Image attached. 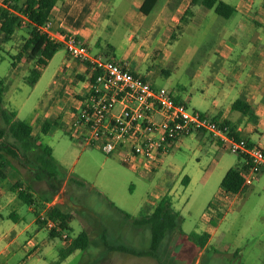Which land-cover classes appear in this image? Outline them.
Wrapping results in <instances>:
<instances>
[{
    "label": "rangeland",
    "instance_id": "374dc122",
    "mask_svg": "<svg viewBox=\"0 0 264 264\" xmlns=\"http://www.w3.org/2000/svg\"><path fill=\"white\" fill-rule=\"evenodd\" d=\"M180 1L172 0L169 7ZM224 1L236 7L240 6V2L250 7V13H242L243 10L238 9L236 17H245L253 24V19L263 16V0ZM117 2L113 18L110 19L114 29L103 38H110L117 46L115 55L120 58L126 54L127 45L122 40L130 29L124 21L119 22V13L129 5V1ZM115 23H118L116 28ZM232 25L212 8L189 3V8L179 19L176 37L165 44L168 54L144 60L139 71L146 73L156 85L180 87L184 90L180 89L179 92L197 95L200 88H205L214 79L215 70L211 64L214 49ZM253 27L263 28L258 25ZM29 30L27 22L23 23L7 41H3L0 33L3 106L18 113L19 119L33 125V134H39V141L51 148V158L58 164L59 173L55 181L59 186L55 193H50L44 178L32 184L36 191L33 200L37 217L44 214L47 200L52 199L56 203L61 198L65 203L60 207L70 211L72 216L69 229L62 232L68 234L67 238L61 234L50 236L45 225L37 227L33 221L35 213L29 204L18 197L10 204L1 202L0 223L4 229H10L18 221L9 216L10 213L19 217L22 225H31L22 235L13 237L7 251L0 255V264H56L65 243L68 244L83 230L88 232V247L76 249L58 264H264V173L257 175L249 186L233 193L229 201H223L225 193L220 186L223 172L218 173V167L223 163L238 166L243 158L229 150L217 149L208 139H197L195 131L181 137V144L164 155L153 172L136 171L122 163L118 154L107 155L98 147L82 144L72 136L67 124L69 108L73 104L70 100L72 82L67 73L71 71L67 68L61 71L67 59L73 63H76V59L68 56L61 46L40 68V76L32 84L28 78L34 61L27 62L22 56L24 61L13 68V60L15 63L19 60L14 56L28 37ZM260 34L264 37V29ZM90 47L91 54L95 55L99 48L92 43ZM134 57L136 61H141L139 56ZM232 73L218 74L227 82L234 77ZM73 78L78 79L77 76ZM214 81L218 88V80ZM51 99L56 101L52 110L47 106ZM189 107L193 108L191 105ZM43 119H51V127L46 132L40 131ZM3 141H14L7 129L0 137V142ZM5 166L8 167L7 171L27 168V172L34 175V170L30 169L32 165L18 156L8 155ZM184 175L191 178L189 183H181ZM6 182L3 186H6ZM170 183H174L171 206L178 213L179 226L177 231H170L164 238L157 250L158 255H133L110 249V245L118 244L137 249L148 248L149 227H137L132 221L144 215L147 206L150 213L154 207L152 205ZM60 188L63 191L58 196L56 193ZM123 212L130 217L125 218ZM209 217L218 219L212 241L201 247L192 239H187L185 234L203 233L200 227L207 224ZM217 217L223 218L219 220ZM30 238L39 248L33 254V246L27 242Z\"/></svg>",
    "mask_w": 264,
    "mask_h": 264
},
{
    "label": "crops",
    "instance_id": "0c3cea01",
    "mask_svg": "<svg viewBox=\"0 0 264 264\" xmlns=\"http://www.w3.org/2000/svg\"><path fill=\"white\" fill-rule=\"evenodd\" d=\"M5 1L7 0H0V4ZM117 1L119 0H57L51 8L49 15V20H51V31L53 33L62 31L75 33L79 38L87 42L90 53L92 52L90 47L92 43L99 48L96 54L111 57L119 61L127 60L135 72L149 80L146 73H141L139 71L142 62L144 60L147 61L149 58L157 59L168 54L169 51L165 49V44L176 37L178 32L176 28L179 24V19L189 8L190 0H181L180 3H175L171 8L169 7V3L172 0H157L148 14H143L139 10L143 0H128L129 5L119 13V22L124 21L128 24L130 29L128 35L122 40V43L127 45L126 54L120 58H117L115 55V52L118 50L117 46L112 43L110 38H103L105 34L114 29L111 26L110 19L113 18L118 3ZM184 2L186 3L184 4ZM238 9L240 11L243 10L241 11L242 13L251 12L250 7L244 6L240 2V6H234L233 13L228 18H225L227 21L233 23V27H230V29L227 28L225 36L217 42V46L214 49L211 64L212 69L215 70V76L214 79L210 81V84H207L205 88H200V92L197 95L190 92H179L180 89L184 90V88L180 87L170 86V88H167L176 100L183 101L189 106L191 105L194 109L207 114L213 119L227 122L231 125L233 132L237 136L243 137L247 139L248 142L264 148V41H262L264 37L260 34L261 29H264V3L261 8L263 16L260 19H253L254 24L249 22L245 17H236ZM191 13L193 14L194 12L192 11ZM190 18L191 17L188 19ZM255 25L263 26V28L253 27ZM117 26L118 23H115V28ZM174 32L175 35H173ZM134 55L139 56L141 61H136L137 58H135ZM14 61L15 60H13V62ZM23 61V57H21L16 63L14 62L15 66L13 68H15L19 62ZM65 68L71 71L67 73L69 81L72 82L71 84L73 85L76 83V80L73 78L74 76H77L79 80H83L86 77L87 68L78 60H76V63H73L67 59L61 71ZM230 71H233L232 75L234 77L224 82L218 73L225 74ZM197 77L198 73L194 75V79L196 80ZM214 80H218V88ZM76 84L79 85L78 81ZM76 92V89L71 90L72 94ZM236 99L244 101L248 105L249 110L243 113L238 109L232 108V103ZM55 103V99L49 100L47 106L49 105L50 110H52L53 104ZM72 108L71 105L69 111ZM49 116L50 115L44 117L46 118ZM16 118H18V113L16 114ZM48 121L51 127V119H48ZM196 137L199 140L208 139L217 149L227 150L221 147L220 142L209 133L196 132ZM182 139L183 138L178 141L176 146L181 144ZM237 155L243 158L240 165L234 166L223 163L218 167V173L223 172L222 177L231 167L237 168L241 172L245 170L246 162L244 157L240 154ZM219 160L220 159H218V161ZM161 162L162 159L151 172H153ZM216 165H218V163ZM7 168L8 167L4 165L0 173V203H12L16 197H18L17 191L20 187L23 189L27 187L34 197L36 191L33 189L32 184H37L38 178H35L34 175H30L27 172V170H29L27 168H22V171L21 169H13L12 171L10 169V171H7ZM30 169H34V167H30ZM260 174L261 173H259L258 176ZM185 176L186 181L183 182V177ZM32 177L33 179H31ZM183 177L181 178V183H189L191 181L188 175H184ZM5 180L7 184L3 186ZM16 182L21 183L18 189L13 188ZM66 182L67 179L65 180V184ZM173 185L174 183H170L169 186L164 189V193L158 197L157 201L162 196L168 195L172 205L174 200L171 194L174 190ZM62 191L63 190L60 188L56 195L59 196V193ZM224 193L225 196L223 201H229L231 196L234 195L225 190ZM51 200L46 202L47 206L50 203H54ZM64 203V201L62 202V198L58 199L56 202L57 205H63ZM156 203L152 206H155ZM29 205L35 213L33 221L37 223V227H44L43 223L38 222L36 215L37 207H34V200ZM147 207L146 211L149 212ZM9 216H13L18 221H16L10 229H4L0 223V255L7 251L8 247L13 242V237L17 238L22 235L31 225V223L22 225L19 221V217L14 216L12 213H10ZM222 218L223 217H220L219 220ZM217 220H212L209 217L208 220L206 219L207 224L200 227V230H204V232L209 234L208 240L204 246L208 245L215 237V223ZM27 242L33 246L31 251L32 254L39 249L35 246V240L32 238L28 239ZM66 245L67 243H65V246Z\"/></svg>",
    "mask_w": 264,
    "mask_h": 264
},
{
    "label": "built area",
    "instance_id": "2783aa9c",
    "mask_svg": "<svg viewBox=\"0 0 264 264\" xmlns=\"http://www.w3.org/2000/svg\"><path fill=\"white\" fill-rule=\"evenodd\" d=\"M27 21L22 15V23ZM38 30L87 68L86 77L76 80L79 85L71 86L77 92L70 94L73 108L67 123L72 136L82 144L98 147L107 155L118 154L122 163L136 171L151 172L181 137L193 131L206 132L224 149L244 157L240 190L264 173V148L237 136L227 122L176 100L167 87L135 72L127 60L91 54L87 42L75 33H53L49 19ZM38 217L46 228L68 237L45 212Z\"/></svg>",
    "mask_w": 264,
    "mask_h": 264
},
{
    "label": "trees",
    "instance_id": "16d2710c",
    "mask_svg": "<svg viewBox=\"0 0 264 264\" xmlns=\"http://www.w3.org/2000/svg\"><path fill=\"white\" fill-rule=\"evenodd\" d=\"M57 0H7L5 5H0V33L3 41H7L14 34L15 30L22 25V15L27 17V24L30 26L29 35L26 37L14 56L20 59L25 56L27 62L34 61V67L31 69V76L28 78L29 83H34L39 77L40 68L54 55V53L62 45L51 41L45 33L38 30V26L44 24L50 15L51 8ZM157 0H143L139 10L143 14H148L153 8ZM191 4H201L207 8H212L215 13L228 18L234 11V6L224 0H190ZM264 3V0H263ZM14 63V62H13ZM39 66V68H37ZM4 85L0 82V137H2L6 129L13 137L14 141L0 142V173L7 161V156H18L25 162L34 167L35 178H44L50 193H55L58 189V183L55 181L56 175L59 173L58 164L51 158V148L39 141V134H33V126L16 118V113L7 110L3 106ZM232 108L238 109L245 113L249 110L248 105L241 99H236L232 103ZM2 120V122H1ZM6 126V127H5ZM50 128V122L43 119L40 131L46 132ZM34 159V160H32ZM30 166V165H28ZM186 176L183 177V182ZM243 182V175L237 168H229L221 179V187L228 193H236L240 190ZM20 182H16L13 186L18 189ZM19 199L27 204L33 201L32 193L27 187L19 188L17 191ZM50 200H47V202ZM125 218H129V214L123 212ZM45 215L57 221L62 230L69 229V221L71 212L66 211L56 203L45 207ZM38 218V217H37ZM38 222L43 221L38 218ZM132 223L137 226H148L150 229V242L148 248L137 249L123 244L110 245V249L123 251L133 255H150L157 256V250L164 238L170 231H177L179 226V217L177 211L171 206V200L168 195L162 196L153 207L152 211L146 212L144 215L134 218ZM60 233L55 229H49L50 236H57ZM187 239L195 241L196 245L203 247L208 240L207 232L185 234ZM89 245L88 232L80 231L77 236L65 246L60 252L58 264L63 258L75 251L76 249H85Z\"/></svg>",
    "mask_w": 264,
    "mask_h": 264
}]
</instances>
